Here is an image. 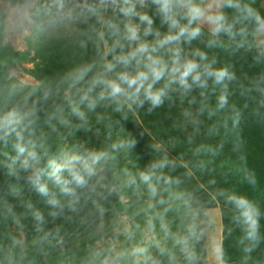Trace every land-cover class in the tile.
Here are the masks:
<instances>
[{
  "label": "clouds",
  "instance_id": "clouds-1",
  "mask_svg": "<svg viewBox=\"0 0 264 264\" xmlns=\"http://www.w3.org/2000/svg\"><path fill=\"white\" fill-rule=\"evenodd\" d=\"M224 8L233 10L231 19L222 10ZM40 11L49 16L52 25L75 23L81 18L93 19L100 26L97 42L107 49L98 62L81 64L67 73L65 81L76 92L67 95L63 104L53 100V110L45 113L48 124L55 120L71 126L72 122L65 114L68 111L83 126L88 123L89 113L112 106L116 112H121L125 108L132 110L147 105V111L151 113L162 108L171 93L187 95L195 88L200 89V95L204 97L209 87L215 94L219 86L216 107L208 112L209 118L216 115L229 103V84L236 79V74L228 65L217 66V59L210 60L208 53L200 48L186 51L185 45L190 48L193 41L199 40L205 27L210 36L208 48L227 50L231 45L219 40L223 35L235 42L238 49L247 47L251 51L255 46L259 54L264 55V47H261L264 40L259 39L264 37V14L255 7V0H45L37 7V12ZM24 18L31 22V13H26ZM157 18L160 28L167 29L165 32L155 26ZM256 41L258 43H254ZM17 94L18 87L10 86L0 97V141L5 146L11 144L16 153L15 160L28 174L26 180L31 189L50 197L47 203L54 206H60L59 197H67V207L72 212L78 211L77 206L84 197L85 203L91 200L99 208L94 197L102 196L104 192L117 193L126 205L131 196L143 198L145 231L155 237L159 226L162 233V237L156 238L155 253L142 243L127 248H118L113 243L106 248L92 249L84 264H197L199 256L195 243L204 237L205 229L201 227L203 222L199 220L198 208L194 207V196L179 189L182 183L179 177L165 171L171 164L167 155L135 173L127 167L120 169L117 164L120 150L135 149L138 139L117 140L107 148L57 157L35 138L40 100L29 105L26 101L16 100ZM49 98L50 93L44 92L43 99ZM239 116L237 112L232 117L233 127H238ZM103 119V115H96L97 122ZM201 152L198 147L194 154ZM210 153L218 155L214 151ZM108 166L115 169L114 182H106L103 175ZM197 167L201 172L206 171L203 161ZM209 185L214 187L215 181H210ZM210 196L217 207L223 198L224 205L230 209V223L234 225L228 232L231 234L238 229L241 233L238 244L243 245L245 254H250L262 239L264 213L260 205L243 193L224 188L215 189ZM160 207L162 212L158 211ZM181 209L186 223L182 229L173 231L168 213ZM51 215L55 217L57 213ZM36 219L41 221L42 214L36 213ZM214 223V217H210L209 224ZM139 227L137 224L136 228ZM124 233L129 240L133 238L130 227H126ZM17 243L13 240V245ZM0 251L6 253L0 264H13L16 259L14 249ZM210 260L212 264H229L222 244L214 239Z\"/></svg>",
  "mask_w": 264,
  "mask_h": 264
},
{
  "label": "trees",
  "instance_id": "trees-1",
  "mask_svg": "<svg viewBox=\"0 0 264 264\" xmlns=\"http://www.w3.org/2000/svg\"><path fill=\"white\" fill-rule=\"evenodd\" d=\"M225 12L231 19L229 12L226 10ZM66 26L67 24L56 27L49 39L38 40L34 46V59L37 62L35 68L32 69L33 79L39 84V91L50 93L49 102L52 104L53 100L63 104L64 98L68 95L65 92L70 91L73 95L76 92L75 89L69 88L65 78L59 79L56 72L63 73L67 71L68 66L72 65L73 49L76 47V42L72 39L78 32L77 30L80 34L83 32L92 35L91 46L96 50L99 60L106 52L104 46L97 42L96 33L100 26L93 19L81 18L75 26L68 24V28L64 29ZM155 26L160 28L158 18ZM160 30L165 32L167 29L160 28ZM209 39V32L204 30V35L199 40L193 41L190 48L185 45V49L189 51L200 48L208 53L210 60L213 57L217 59V66L228 65L230 70L235 72L236 79L229 84V103L225 109L211 118L208 116L210 108L216 107L217 96L220 92L219 86L216 87L215 94L209 87L205 90L204 97L200 95L201 90L195 88L187 95H181L180 92L171 93V98L166 100L164 106L151 113L147 111V105L144 108H133L152 134L153 139L148 140V157L151 155L153 160H159L164 155L168 156L171 164L165 171L182 180V186L194 196V207L198 210L215 205L212 198L208 202L199 184L208 186L213 192L221 188V183H215L212 187L209 182H216L222 174L227 176L230 171H232V177L234 175L237 177L242 193L253 201L257 198L255 194L261 195V192H264V91H262L264 90V79H260L264 76V55H260L255 46L256 49L253 47L249 54H240L232 46L233 42L223 35L219 37V40L225 45H231L227 50L220 47L208 48L206 44ZM3 56L5 55L2 50L0 58ZM6 58L10 60L11 65L14 64L15 53H8ZM109 59H111L110 56ZM209 83L211 85V82ZM6 91L0 90V97ZM29 93H32V89L20 87L15 99L20 102L26 101L31 105L37 98ZM44 105V100H41L40 120L46 118L45 113L48 112L46 106L43 107ZM237 112L240 114V123L238 127H233L232 117ZM130 113L131 111L127 108L121 112H116L114 106L105 107L103 110L98 108L93 115L88 114V117L92 119L91 123L88 121L82 127L91 128V130L97 128L95 130L100 132L113 131L114 127ZM97 114L103 115L104 119L97 122ZM90 118L88 119L91 120ZM105 119L107 122H104ZM77 121L79 125L82 124L81 121ZM225 121H227V127H225ZM102 124H106L107 129H103ZM213 125L216 127L213 128ZM82 137L87 138L86 149H91L96 142L95 138L89 135H82ZM198 147L202 152L200 155H195ZM11 149L12 146L9 144L7 152ZM212 151L218 155L212 156L210 153ZM7 152L0 158V247L8 246V240L11 238L10 227L16 221L23 224L28 235H36L43 241L52 240L51 245L55 247L60 246V243L66 239L92 228L90 200L85 203L86 197L82 198L76 212L68 209L67 197H59L60 206L47 203L50 197L41 196L31 189L26 180L28 175L26 172L10 173ZM178 161L189 162L194 176ZM200 161L205 163L206 171L201 172L198 169L197 165ZM219 168H222V174L217 172ZM137 199L131 196V202L126 206L130 208L134 202H137ZM219 201L224 203L222 197ZM158 210H163V208L160 207ZM53 212L57 213V216L53 217L51 215ZM36 213L42 214L41 221L36 219ZM227 214H230V210ZM167 218L168 220L174 218L172 211L168 213ZM183 226L182 221L175 222L172 224V229L176 231L182 229ZM226 226L234 228V225L228 224V221ZM229 235L238 239L241 233L236 229ZM250 254L254 255V252ZM200 262L199 257L198 264Z\"/></svg>",
  "mask_w": 264,
  "mask_h": 264
},
{
  "label": "rangeland",
  "instance_id": "rangeland-1",
  "mask_svg": "<svg viewBox=\"0 0 264 264\" xmlns=\"http://www.w3.org/2000/svg\"><path fill=\"white\" fill-rule=\"evenodd\" d=\"M44 3L45 0H0V52L3 50L5 55L0 58V90H8L10 86H17L18 89L20 87L28 90L32 89L33 95L40 101L44 100V92L39 91V84L33 79L32 69L35 68L37 62L34 59V46L38 40L49 39L56 27H62V25L50 24L49 16L45 15L43 11L37 12V7ZM255 7L264 14V0H255ZM222 10L228 11L230 16L234 15L231 9L224 8ZM26 13H31V22L24 18ZM70 24L75 26L76 22ZM67 28L68 24L64 29ZM204 30L208 31V28L205 27ZM77 31L72 39V41L76 42V47L73 49L74 52L72 54L73 59H71L72 65L68 66L67 71L63 73L56 72L59 79L65 78L73 67L99 61L96 50L91 46L93 42L92 35L84 34L83 32L80 34V31ZM259 39L264 40V37ZM79 46L82 48L80 49ZM232 46L240 54H249L252 51H249L247 47L238 49L235 42H233ZM261 47H264V45H261ZM254 49L256 48L254 47ZM105 51H107L106 48ZM8 53H15L16 59L12 65L10 60L6 58ZM65 93L69 95L71 92L67 91ZM44 102L45 105L43 107L45 108L46 106L48 112L52 111L53 108L51 107L53 104L49 102V99L47 101L44 100ZM130 111L131 113L126 118H123L114 127L113 131L106 130L105 132L95 130L97 128L91 130V128L82 127L79 125L78 119L71 116L70 112L65 114L71 120V126H64L55 120L48 124L45 123L46 118H44L39 120L36 125L35 138L43 143L45 147H48L57 157L65 153L71 154L87 150V138L82 137V135H89L95 138L96 142L91 149L107 148L117 140L138 139L139 142L135 149L122 148L120 150L117 164L118 168L127 167L135 173L146 168L154 161L151 155L148 157V140L153 138L138 114L133 109ZM106 120L104 122H107ZM88 121L91 123L92 119H88ZM101 127L107 129L106 124H102ZM8 147L9 145L5 146L0 141V158L7 152ZM7 155L10 173L14 171L24 173L19 161L15 160L16 153L13 148L7 152ZM178 162L194 176V171L189 162ZM114 171L115 169L111 166L105 168L103 175L106 177V182H114ZM217 172L222 174V168H219ZM227 174V176L222 174V177L216 180L215 183H221V188L242 193V187L238 184L237 177L235 175L232 177V171ZM49 185H51V182H49ZM182 185L180 184L179 189L188 192V189ZM199 186L209 202L212 193L211 188L203 184H199ZM243 187L245 186L243 185ZM255 195H257V198L254 201L260 205L262 213H264V192H261V195ZM94 198L98 200L100 207H95L90 200V213L92 214L90 217L93 219L92 228L70 239H66L60 243V246H52V240L43 241L36 235H28L23 224L16 221L10 227L11 238L8 240V246L5 248L0 247V249H14L16 259L13 264H84V260L92 249L98 246L106 248L113 243L118 248H127L137 243H142L155 253L154 244L156 238L162 237V233L159 232V226H157L155 237L145 231L146 204L143 198L137 199V202H134L130 208L120 201L118 194L115 192L112 194L104 192L102 196ZM130 202L131 197L128 203ZM229 210V207L221 201H219V207L215 204L209 208L198 210L199 220L203 222L201 227L205 229L204 237L198 243H195V247L198 249V256L201 259L200 264H212L210 246L213 239L222 244L229 264H264V219L261 220L262 239L259 246L253 250L254 255L244 254L242 251L243 245L238 244V239L229 235L228 227L226 226L227 221L228 224L230 223V214H227ZM158 211L162 212L163 210ZM172 212L174 218L168 220L171 226L175 222L180 223L182 221L184 224L186 223L182 209ZM210 217H214V224H209ZM137 224L140 225L139 229L136 228ZM126 227H130L134 233L131 240L124 233ZM13 240H17L18 243L13 245ZM21 249H24L23 253H21ZM5 254L4 251H0V260L4 259Z\"/></svg>",
  "mask_w": 264,
  "mask_h": 264
}]
</instances>
